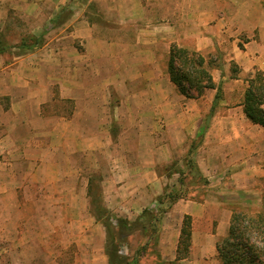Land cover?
Returning a JSON list of instances; mask_svg holds the SVG:
<instances>
[{"label":"crops","instance_id":"1","mask_svg":"<svg viewBox=\"0 0 264 264\" xmlns=\"http://www.w3.org/2000/svg\"><path fill=\"white\" fill-rule=\"evenodd\" d=\"M13 17L44 43L0 56V264H55L38 226L43 205L53 225L80 224L72 264H107L103 247L87 246L105 239L90 213V180L113 215L134 221L166 187L181 189L180 174L161 169L183 166L192 145L219 190L201 203L178 200L163 227L176 255L190 216L198 227L191 254L214 264L233 208L263 203L264 128L243 102L245 80L264 73V0H0L2 25ZM173 45L206 59L218 53L217 89L180 94L168 73Z\"/></svg>","mask_w":264,"mask_h":264},{"label":"trees","instance_id":"2","mask_svg":"<svg viewBox=\"0 0 264 264\" xmlns=\"http://www.w3.org/2000/svg\"><path fill=\"white\" fill-rule=\"evenodd\" d=\"M44 39L28 35L22 37L17 44H12L6 35L0 32V56L16 50L15 56L24 55L36 47L43 45ZM212 63L198 52L189 51L177 45L170 50L168 73L172 83L180 94L193 99L201 97L207 90L217 89L210 68ZM240 73L237 65H232V77L236 78ZM243 108L246 117L256 125L264 128V73L255 69V72L246 80ZM221 99V88L207 121L214 115L217 104ZM207 123L205 125L206 129ZM194 145L185 159V164L178 167L181 189L170 190L166 187L163 194L156 200L157 207L147 208L136 220L129 221L113 215L104 205L102 189L95 177L90 180L88 196L90 198V213L98 223H101L106 232L105 253L108 264H140V259L151 247L155 251L160 240V224L163 216L170 211L172 206L180 199L188 198L187 190L193 188L194 193L209 184L195 160L192 159ZM262 210L256 213L244 211L233 212L227 235L216 242L217 257L221 264H264V194L262 198ZM138 234L146 241L138 253L125 255L123 246L129 239ZM192 218L185 216L180 231L177 256L174 262L178 264L191 255L192 248ZM151 240L153 242H151ZM153 245V246H152Z\"/></svg>","mask_w":264,"mask_h":264},{"label":"rangeland","instance_id":"3","mask_svg":"<svg viewBox=\"0 0 264 264\" xmlns=\"http://www.w3.org/2000/svg\"><path fill=\"white\" fill-rule=\"evenodd\" d=\"M92 9L95 10L97 8L94 5ZM23 26H24V24L23 23L21 24L18 21L17 17H13L11 19L10 24L2 25V23L0 22V32L4 33L6 35V37L9 39L10 43L15 44L22 37L28 36V35H33L29 32H24ZM15 53H18V52L16 50H14L13 52L7 53L6 55H3V56L7 59H12L15 57ZM220 59H221V56L218 53L211 55L207 59L208 61H210L212 63V67L210 68V71L213 70V68H215V66H217ZM178 167L180 168L182 166H178L177 162H174L170 166L169 169L164 167L163 169H161V171L166 170L165 171L166 173L168 171L174 172V170H177ZM261 182H262V184H259V188L263 189L264 179H262ZM193 188L196 189L197 187L190 186L189 187L190 190H187V191H189L188 192V198H184L181 200H187V201L189 200V201L201 203V202H204L205 198L208 195H210L212 191L218 192V190H219L218 189L219 187L215 188V186H210V184H208L207 186L200 188L199 191H196L195 196H193L194 193L191 192L193 190ZM170 190H174V189L170 188ZM263 194H264V191H263ZM259 197L263 198L262 190H261V196H259ZM243 200H245V199H243ZM253 200L254 199L245 201L243 207L241 205L240 206L236 205V207L233 208V212L244 211L246 213H252L253 214V213L261 211L262 206L260 205L261 206L260 209L253 206V205H257ZM245 205H249L250 207H247V206L245 207ZM173 207H174V205L172 206V208L170 209V211L168 213H171V210L173 209ZM59 214L60 213H58L57 218L60 220ZM39 216H40L39 217L40 224L38 226L42 231L43 241H44L43 243L45 245L49 246L48 250L50 251V254H51V255H49V257L53 258V260L56 259L55 264H72V263H75L76 262L75 252L79 251V249H80V246L78 245V243L80 241H78V239L76 238L77 232H78L77 227L79 228L80 224L64 225V224L59 223V225H53L54 224L53 209L48 208V207H44V205H43V208L39 209ZM62 216H63V213H62ZM165 217H166V215L163 216L161 224H160L161 234H160V240L158 241L159 244L157 245V247H155V245H154V249L156 248L155 251H157V252H152L151 247H150L148 249V251L146 252V254L140 259V264H169V263H172L175 261L177 254L174 255V253H173L174 244H175L174 238L171 236L167 237V235L165 234V231H164L165 230L164 227L167 229V231L169 230L168 229V222L171 221V216L166 218L164 223H163V219ZM180 218H181V216H180ZM177 220L179 221V219H177ZM177 220L175 222L178 224L179 222H177ZM99 225H100L99 226L100 232H101V229H102V231L103 230L105 231V228L103 227V225H101V223ZM193 226L195 227V225L192 222V227ZM201 226L203 227V225H201ZM91 228L89 231H90V234L93 235V233H95V231H94L95 229L94 228L91 229ZM175 228L176 227L173 228V225H172L171 230L175 229ZM195 228H196V230L198 229V227H195ZM228 228H229V226L225 229L223 235L221 234L220 236L217 237L216 242L219 239L224 238L227 235ZM88 229H89V227H88ZM214 233L216 234L217 232L214 231ZM44 236H49V239L44 238ZM67 236L73 238L74 240L70 241L69 239H67ZM163 236H164V239H163ZM96 237L97 236H94L93 241L90 240L87 243V246H89L90 243L93 242V245L95 246V248H93V249H96L99 246L100 249L103 247L104 251H105L106 232H105L104 241L101 240V237H100V240H97ZM151 242H153V241L151 240ZM202 242L203 241L201 239H198L196 241L197 246H200ZM145 243H146V241L141 236L139 237L138 234L136 233V235L132 236L129 239L128 244L123 246L122 253L125 255H133L134 253L137 254L138 251L141 249V247L146 245ZM192 247H193V242H192ZM90 252H91V250H90ZM191 253H192V248H191ZM105 256H106V262L108 264V258H107L106 253H105ZM91 258H94V257H91ZM213 260L216 261V262L211 261V262H214V264H216V263L221 264L217 255L215 256V258H213ZM93 261L94 260L92 259L91 262H93ZM178 264H200V261L199 260L197 261V256H193V254H191L188 259L183 260ZM201 264H203V263H201Z\"/></svg>","mask_w":264,"mask_h":264}]
</instances>
